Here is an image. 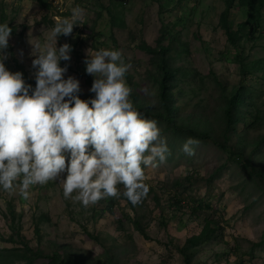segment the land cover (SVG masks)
I'll use <instances>...</instances> for the list:
<instances>
[{
    "label": "rangeland",
    "instance_id": "374dc122",
    "mask_svg": "<svg viewBox=\"0 0 264 264\" xmlns=\"http://www.w3.org/2000/svg\"><path fill=\"white\" fill-rule=\"evenodd\" d=\"M44 1L47 6L36 0H0V24L7 23L12 29L9 47L0 53V59L7 56L3 62L8 70L23 73L26 84L33 88L35 57L29 39L33 45L40 44L41 50L46 44L58 48L65 43L71 45V60L61 61L60 66L68 68L64 79L72 76L80 81L83 95L90 93L92 85L88 80L94 81L84 63L88 50L91 48L90 55L102 48L119 50L124 62L131 65L125 76L132 89L130 100L132 95H139L158 104L161 94L157 53L140 47L159 50L161 42L171 49L169 61L179 69L174 91L183 118H205L219 128L217 119L224 96L242 87L251 93L246 100L252 107L244 109L264 113V0H255L254 10L260 12L261 18L255 40L248 36L254 27L252 18L241 0H235L229 22L234 37L238 31L241 33L236 45L231 43L223 21L227 0ZM77 6L84 10L81 25L75 26L70 36L57 37L56 45L50 31L56 18L71 17ZM242 67L246 68V78ZM146 89L153 95H147ZM146 119L157 122L170 155L157 167H145L144 183L156 189L164 205L175 195L183 200L181 210L166 209V227L160 223L161 211L152 198L138 211L150 237L146 240L126 220V215L133 216L135 212L121 195L113 198L112 212L105 213V199L84 208L80 202L64 198L58 181L31 186L28 200L22 198L18 187L11 192L0 188V251L10 252L1 254L0 264H25L16 252L22 246L20 235L44 254H79L85 257L86 264H107L103 246L118 255V264H184L179 249L189 237L201 232L209 217L219 220L223 230L218 239L200 248L196 264H264V185L242 161H230L213 140L193 136L167 120ZM259 128L237 126L235 135L241 136L246 161L264 170V142L252 146L264 135ZM190 137L200 141L192 156L182 151ZM187 177L191 182H185ZM198 200L211 209L194 214L191 205ZM10 201L16 206L15 219L10 215ZM33 264L51 263L42 258Z\"/></svg>",
    "mask_w": 264,
    "mask_h": 264
},
{
    "label": "clouds",
    "instance_id": "9594fccd",
    "mask_svg": "<svg viewBox=\"0 0 264 264\" xmlns=\"http://www.w3.org/2000/svg\"><path fill=\"white\" fill-rule=\"evenodd\" d=\"M83 18L79 6L71 17H57L50 30L56 45L57 37L70 36ZM11 33L7 23L0 24L2 54ZM29 43L35 88L26 84L23 73L6 69L7 56L0 59V188L11 192L18 187L28 200L31 186L58 181L65 199L88 208L119 198L118 185H123L122 195L133 206L141 204L150 191L145 167L164 163L170 150L157 122L144 118L130 100L125 76L131 65L119 50L102 48L90 55V48L84 63L94 77L90 92L95 96L82 100L80 81L64 79L68 68L60 66L71 60V45L46 44L41 50L40 44ZM199 143L190 137L182 151L195 155Z\"/></svg>",
    "mask_w": 264,
    "mask_h": 264
},
{
    "label": "trees",
    "instance_id": "16d2710c",
    "mask_svg": "<svg viewBox=\"0 0 264 264\" xmlns=\"http://www.w3.org/2000/svg\"><path fill=\"white\" fill-rule=\"evenodd\" d=\"M43 6H47L44 0H36ZM117 1V0H116ZM121 2L124 0H120ZM118 2V1H117ZM241 6L244 9L248 10L247 13L250 14L254 27L252 31L248 34L249 39L255 40L257 33L261 28V18L260 12L255 11V0H241ZM227 10L223 15V21L226 28V32L230 37V41L232 44L236 45L237 41L241 38L240 31L237 32V37L233 36L232 30L230 27L229 18L231 12L235 8V0H227ZM240 28H244V25L240 26ZM142 48L144 51H147L151 54H156L158 57V72H159V89L161 94V99L158 104L153 102H149L144 98H141L139 95H132V102L134 107L141 113L144 118H153V119H163L167 120L168 123L173 125L177 128H185L187 129L193 136H199L203 139H211L214 143H216L219 147H221L227 154L228 159L230 161H242L246 167L250 170V174L257 177V179L264 185V170L260 169L253 164V162L246 161V150L245 146L243 145V141L241 136H236V128L237 126H249L252 125L253 127H257L260 130H264V113H260L257 110V113H253L246 108H251L252 105L247 102L246 97L251 95L250 90L247 91V88L242 87L241 89H235L231 92V94H227L224 96V106L222 107L221 112L218 116V123H220V127L223 130L217 127H214V124L210 120H206L205 118H193L186 120L183 118L180 110L181 108L176 104L175 101V91L174 88L176 86V81L179 75V69L175 68L169 61V54L171 53V49L163 45L160 42L159 50L153 49L151 46L143 45ZM243 66V65H242ZM21 68V66H19ZM8 70V67L6 66ZM242 74L244 78L247 77L246 68L242 67ZM89 84H93V81L88 80ZM241 90V91H240ZM79 96L82 100H89L93 99L95 94L87 93L83 95L82 92L79 93ZM236 138V141L234 140ZM264 142V135L260 138L259 141L253 143L252 146H258L259 144ZM190 177L185 179V182H189ZM191 182V181H190ZM150 191L147 196L143 200V202L137 206H133L126 197L122 195L124 191L123 185H118L121 190V198L126 202L127 207L135 212L133 216H127L126 220L134 226L135 230L139 232L144 239L150 240L149 234L147 232V227L142 223L139 219L138 211L144 209L147 204L149 198H152L156 207L161 211V225L164 227L168 224L167 215L165 213L167 208L175 209L177 211L182 209L183 200L176 195L174 197L169 198L163 204V200L158 195L156 189L150 184H148ZM108 207L104 209V212H112L113 207L115 206V201L113 198L105 199ZM191 209L194 214L198 211H203L205 209H211L209 204H205L202 200L194 201L191 205ZM9 210L10 215L12 217H16V206L15 204L10 201L9 203ZM13 221V220H12ZM204 226L201 232L197 235L189 237L184 246L179 249V253L183 257L184 264H196L199 261L198 256L200 254V248L206 244L213 242L214 240L218 239L222 230L223 226L221 222L217 219L206 218L204 221ZM120 223H122L120 221ZM37 234L40 235L41 229L37 225L36 227ZM91 236V235H90ZM91 238L95 241H98V237L91 236ZM19 244H21V248L16 249L19 253L17 256L19 259H22L25 264H33L36 260H42V258H48L49 263L51 264H86V259L83 255H60L59 253L52 252L51 254L47 255L44 254L40 248H33L27 242V240L20 235L19 236ZM263 241H261L262 244ZM105 249L103 253V257L107 264H118V255L111 253L110 249L106 246H103ZM21 249V250H20ZM20 252L22 254L20 255ZM3 253H10L8 250L0 251V259L3 257L1 254Z\"/></svg>",
    "mask_w": 264,
    "mask_h": 264
}]
</instances>
